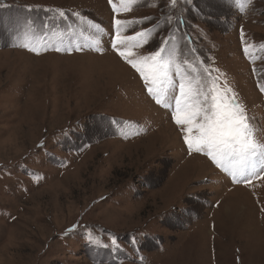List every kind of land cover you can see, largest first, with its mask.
I'll return each mask as SVG.
<instances>
[{"label":"rangeland","instance_id":"1","mask_svg":"<svg viewBox=\"0 0 264 264\" xmlns=\"http://www.w3.org/2000/svg\"><path fill=\"white\" fill-rule=\"evenodd\" d=\"M162 38L167 109L128 62ZM177 68L264 148V0H0V264H264L259 154L233 181L189 153Z\"/></svg>","mask_w":264,"mask_h":264},{"label":"snow or ice","instance_id":"2","mask_svg":"<svg viewBox=\"0 0 264 264\" xmlns=\"http://www.w3.org/2000/svg\"><path fill=\"white\" fill-rule=\"evenodd\" d=\"M109 3H112V0H109ZM113 10L116 11L115 8ZM63 15L64 13L61 12V16ZM122 23L120 20H114L117 26V40L120 38L119 26ZM152 35L151 30L139 31L134 36L124 39L128 42L135 41L136 45H140L149 43V37ZM166 43L167 38H162L159 50L152 51L142 60H128V62L139 73L147 93L158 105H163L167 109L170 105L165 98L166 93L169 88L175 87V84L170 75L172 61L162 55ZM113 46H116L115 41ZM119 55L128 59V53L124 51H120ZM176 75L179 77V94L174 98L172 120L177 125L184 126L183 141L189 153L206 154L217 167L222 168L226 173H231L233 181H238L239 177L250 179L255 172L254 169L248 168L249 162L259 154L261 165L264 166V148L254 143L253 128L243 106L235 98L225 101L215 88L210 89L208 93L202 88H194L192 82L186 80L178 68ZM261 91L264 92V88H261ZM201 96L204 97L203 100ZM209 96H211L210 100ZM246 170L250 175L245 176Z\"/></svg>","mask_w":264,"mask_h":264},{"label":"bare ground","instance_id":"3","mask_svg":"<svg viewBox=\"0 0 264 264\" xmlns=\"http://www.w3.org/2000/svg\"><path fill=\"white\" fill-rule=\"evenodd\" d=\"M118 65H119V64H118ZM116 68H117V67H116ZM187 164H189V163H186L185 166H186ZM188 166H189V167H192V166H190V165H188ZM189 167H188V168H189Z\"/></svg>","mask_w":264,"mask_h":264}]
</instances>
